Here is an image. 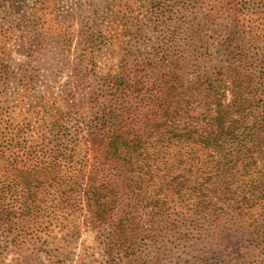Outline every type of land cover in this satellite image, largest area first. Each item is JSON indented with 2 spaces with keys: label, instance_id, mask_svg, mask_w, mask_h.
Returning <instances> with one entry per match:
<instances>
[{
  "label": "trees",
  "instance_id": "trees-1",
  "mask_svg": "<svg viewBox=\"0 0 264 264\" xmlns=\"http://www.w3.org/2000/svg\"><path fill=\"white\" fill-rule=\"evenodd\" d=\"M118 2L77 27L31 1L29 52L61 78L13 68L0 34V262L87 232L115 262L176 245L239 264L207 246L242 229L264 264V0Z\"/></svg>",
  "mask_w": 264,
  "mask_h": 264
},
{
  "label": "rangeland",
  "instance_id": "rangeland-1",
  "mask_svg": "<svg viewBox=\"0 0 264 264\" xmlns=\"http://www.w3.org/2000/svg\"><path fill=\"white\" fill-rule=\"evenodd\" d=\"M23 5H18L14 0H0V34L5 36L7 45V55L6 60L12 67L17 68L21 66L22 68L32 69L39 74L47 75L52 73L53 79L59 76L60 71L67 70V67H63L61 64L57 66L55 70L50 68V64H47L46 58L49 52L46 54V50L43 49L44 42L42 41L39 45L35 46L36 51L29 52V43L27 39V33L29 30V25L26 20L28 19V6L32 0H20ZM62 6V12L65 14H71L72 18L76 21L77 27L79 25V20L87 16L86 10H89V5L93 11L97 14L115 3H119V0H55ZM126 1V0H123ZM131 1V0H127ZM20 6L19 9L11 8V6ZM128 14L125 18H122V26L124 23L127 25L129 23ZM127 16V18H126ZM4 23L10 25L13 23L11 29L6 30ZM226 21L219 20L215 26L216 30L221 33V31L226 27ZM76 27V29H77ZM122 33V32H121ZM233 34L229 31L228 35ZM42 38V37H40ZM125 40V38H122ZM79 38L75 37V44L79 42ZM126 41V40H125ZM137 40L133 42L135 45ZM206 39H203L205 42ZM122 52V51H121ZM118 51V53H121ZM115 52V55L110 57L101 56L97 59L99 67L107 65L108 67L117 64L119 61V55ZM70 59H74V50H71V54H66ZM64 68V69H63ZM49 72V73H48ZM42 79V78H40ZM248 231L242 229L236 230L231 229L226 231L222 236H227L226 240L221 239L216 245H208L207 249L210 252L225 251L227 252L228 261L233 259L234 263L239 264H263L260 262L259 258L254 255L253 247L255 243H251V236L248 235ZM222 238V237H221ZM56 248V246H52ZM202 246L199 247H181V246H164L156 248L159 251L158 254L149 257L139 256L134 258H125L122 261H112L104 259L101 255V248L95 242L91 233H83L76 242L70 245H60L56 251H53L50 255L44 253H38L35 255V260L27 259L26 261H20V264H201L199 258L202 253ZM155 250V248L150 249ZM209 258L212 257L208 254ZM48 257V258H47ZM198 259L199 261H196ZM14 255L10 253L1 264H15Z\"/></svg>",
  "mask_w": 264,
  "mask_h": 264
}]
</instances>
